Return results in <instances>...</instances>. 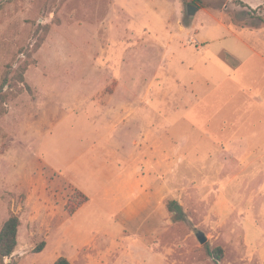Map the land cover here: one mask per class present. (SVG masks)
<instances>
[{"label": "rangeland", "instance_id": "rangeland-1", "mask_svg": "<svg viewBox=\"0 0 264 264\" xmlns=\"http://www.w3.org/2000/svg\"><path fill=\"white\" fill-rule=\"evenodd\" d=\"M188 5L217 10L236 30H264V0H0V85L32 64L31 92L22 83L5 87L0 116V229L11 211L21 216L6 264H53L61 256L72 264H264V129L245 144L241 134L230 143L225 130L203 136L195 150L194 134L182 128V72L173 69L166 38L175 23L178 33L195 18ZM45 25L49 34L35 52ZM216 68H198L211 79L202 84L210 96L199 121L213 130L246 121L243 89L264 92L258 61L244 67L239 85ZM130 77L139 79V95L163 100L154 102L148 132L141 110L115 117L101 107L115 94L116 107L127 104L131 86L116 91ZM158 105L167 108L165 133ZM253 111L245 130L264 127V105ZM114 148L137 158L118 162ZM131 174L139 197L147 196L137 211V197H127ZM79 193L89 201L72 216L66 206ZM173 201L178 215L168 208ZM105 232L110 239L85 245ZM218 248L220 261L211 255Z\"/></svg>", "mask_w": 264, "mask_h": 264}, {"label": "crops", "instance_id": "crops-1", "mask_svg": "<svg viewBox=\"0 0 264 264\" xmlns=\"http://www.w3.org/2000/svg\"><path fill=\"white\" fill-rule=\"evenodd\" d=\"M174 2L178 4V6H180L179 1ZM196 7L199 10L195 15V18L189 24L185 25L184 30L177 33L176 30L178 26L177 23H175L174 29H171L168 32L169 36L166 38V42L172 40V42L175 43V47H172L173 43L169 45L171 49L173 48V51L170 52L172 53V55L174 54L173 69L179 68V73L180 71L182 72L181 77H177L183 88L181 89V96H183L184 98L181 97L180 100L186 104L184 111L185 117L187 118L185 119L187 124L184 125L185 128H182L185 131L194 134L193 138L195 150L199 149L200 147V141H198L200 138H203L204 136L205 139H207L210 134H222L224 130L227 132L224 134H227L230 137V143L231 140L234 141V139L237 138V134H241L239 135L241 136L239 139L242 140V142L245 144L253 134H257L258 132L260 133V130L264 129V127L259 128L256 124V128L252 130H245L247 122L254 118L253 110H258L263 107L264 92L255 91V94L251 95V92H249V94H246V90L248 89H243L245 97L242 101V111L244 113L243 116L246 117V121L244 120V122L239 124L225 122V124L218 130H213L212 128H210V124H208V127H205L204 123H206V121H199L200 115L198 110L207 108V105H203V103L206 102L210 96L208 93L205 94L206 90L202 88V84H207V86L210 87L211 79L201 75L198 71V68L216 66V69H218L219 66L222 70L220 72L223 74V79L232 81L236 85H239L242 78H244L241 76V73L243 72L242 70L252 60L258 61L262 70L260 68L259 69L261 70V72H264V30H236L230 27L225 22V19L221 20L220 14H218L217 10H208V8L205 9L201 6ZM256 40L258 41V43L256 42ZM120 80L116 91L117 93L123 89L124 85L131 86V91L133 92H131L130 95L127 96V104L116 107V105L113 104L114 102H116L115 98L117 97V94H115L114 96L110 95L107 97L106 101L108 102L102 104V109L110 116L115 114V117H117L118 115L122 116V113L124 111H128L136 116L139 110H141V116L139 117L141 127L145 128L144 123H147L148 129L146 128L147 131L145 132H148L149 128L151 126L153 127V125L151 124L153 123L155 114H157L155 111L156 106L154 102L156 100L158 102H161L163 100L160 98L156 99L154 95H139L137 92H135V87L139 85L138 78L130 77L127 78L124 82L123 80ZM140 102L142 104H140ZM228 102L232 103V99L230 98ZM158 108L159 111H162V114H160L158 111V114L160 116H158L159 119H163V121L167 123V126L162 124L163 126L161 132L165 133L166 129H168L169 126V122H167L166 119V117H168L166 116L168 114V112L166 111L167 108L164 105H158ZM137 123L138 121L135 124ZM137 126L139 127L138 124ZM114 149L115 153L119 156L117 157L118 162L120 160H123L122 162L124 163L133 164L134 160H136L137 158L136 155L132 153L133 150L131 151L130 158L124 153V150L119 152L116 148ZM183 159H187V157L184 156ZM128 178V181H130L132 184L130 194L127 197H129L130 201L133 200V198L137 197V200L131 202L132 207H135V210L137 211V206L141 207V205L145 204L144 201L141 203L138 202L139 198L144 199L147 198V196L145 195V193H143L139 197V191L137 190L138 179L136 177V174H131L130 176H128ZM85 205L86 204H84L74 215L79 214L80 210ZM110 234L111 232L108 234L106 232L102 234L93 233L88 236L85 245H91L94 243L98 244L99 240L101 242L103 239H110Z\"/></svg>", "mask_w": 264, "mask_h": 264}, {"label": "trees", "instance_id": "trees-1", "mask_svg": "<svg viewBox=\"0 0 264 264\" xmlns=\"http://www.w3.org/2000/svg\"><path fill=\"white\" fill-rule=\"evenodd\" d=\"M59 24L60 23L58 21V25ZM50 28L51 27L48 25H45L43 27L44 36L41 37L39 43L35 47L34 49L35 52L45 42L46 37L49 34ZM31 65H32L31 63L25 61L23 65L19 68V70L21 71L17 72L15 77H13L11 81L7 77L3 79V82L0 85V109H1L0 116L5 114L6 112L4 106L8 99V95L4 93L5 87H8L9 89H13V87H17L19 83H22L24 85V88L28 92H31L29 85L25 81V74ZM21 91L22 89H20L18 93L13 94V98H15ZM75 200L76 201H74L72 198L66 206V210L70 215H74L84 204H86L89 201V198L79 193L75 198ZM168 208L171 213H176L177 215L182 212V208L176 201L170 202ZM20 227H21L20 214L11 211L8 220L4 223L3 227L0 229V264H6L5 260L11 258L16 252V249L18 247V235H19ZM45 248H46V243L43 242L35 248L34 253L35 254L42 253L45 250ZM223 252L224 251L222 248H218L214 252H212L211 255L214 257V259L220 261L223 257ZM53 264H72V263L68 258L60 257Z\"/></svg>", "mask_w": 264, "mask_h": 264}, {"label": "water", "instance_id": "water-1", "mask_svg": "<svg viewBox=\"0 0 264 264\" xmlns=\"http://www.w3.org/2000/svg\"><path fill=\"white\" fill-rule=\"evenodd\" d=\"M198 8L194 5H188L187 6V14L189 17H195V15L197 14L198 12ZM200 241L202 244L206 243L207 242V239L205 237H202L200 238Z\"/></svg>", "mask_w": 264, "mask_h": 264}]
</instances>
